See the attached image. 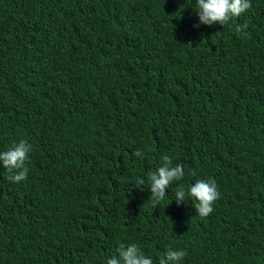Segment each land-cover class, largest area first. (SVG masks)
Listing matches in <instances>:
<instances>
[{
	"label": "trees",
	"instance_id": "trees-1",
	"mask_svg": "<svg viewBox=\"0 0 264 264\" xmlns=\"http://www.w3.org/2000/svg\"><path fill=\"white\" fill-rule=\"evenodd\" d=\"M195 2L0 0V151L32 145L26 180L0 164V264H264V0L224 26ZM163 155L185 176L153 208ZM209 177L207 217L176 203Z\"/></svg>",
	"mask_w": 264,
	"mask_h": 264
},
{
	"label": "clouds",
	"instance_id": "clouds-1",
	"mask_svg": "<svg viewBox=\"0 0 264 264\" xmlns=\"http://www.w3.org/2000/svg\"><path fill=\"white\" fill-rule=\"evenodd\" d=\"M196 13L199 23L204 25L227 24L232 18H237L248 11L251 7V0H196ZM248 23H243L235 28L239 34L247 35ZM32 145L25 139L14 142L9 148L0 151V164L7 170V179L14 183H19L27 179L28 167L26 161ZM136 157H142L140 150L135 151ZM195 175V172L192 173ZM185 176L182 164L173 163L170 155L161 157V164L154 171H148L146 179L137 178V187L150 189L149 200L153 208L158 206L166 196V189L174 181H180ZM220 198V193L215 180L211 177L207 179H197L187 188L179 185L175 190V200L179 205L186 199L194 201V209L201 217H207L213 211V204ZM187 255L184 250H174L169 247L158 259V264H180ZM106 264H154L153 259L146 256L136 243H120L117 254L106 260Z\"/></svg>",
	"mask_w": 264,
	"mask_h": 264
}]
</instances>
